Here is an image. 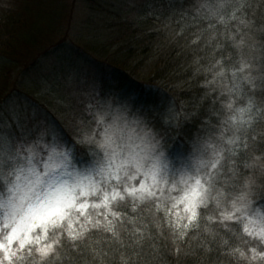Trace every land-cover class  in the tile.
Here are the masks:
<instances>
[{"label": "clouds", "instance_id": "1", "mask_svg": "<svg viewBox=\"0 0 264 264\" xmlns=\"http://www.w3.org/2000/svg\"><path fill=\"white\" fill-rule=\"evenodd\" d=\"M249 5L193 0L177 21L173 42L183 36L203 53L191 62L193 78L204 77L202 100L215 94L191 137L184 129L197 112L135 95L129 102L115 83L112 94L88 100L71 134L54 122L23 136L0 130V264H74L70 251L88 248L94 234L121 249L160 238L173 256L218 249L224 264H264V151L241 159L264 122V98L255 95L264 74L254 75L253 63L264 48L245 31L255 23ZM133 260L121 252L117 264Z\"/></svg>", "mask_w": 264, "mask_h": 264}, {"label": "trees", "instance_id": "2", "mask_svg": "<svg viewBox=\"0 0 264 264\" xmlns=\"http://www.w3.org/2000/svg\"><path fill=\"white\" fill-rule=\"evenodd\" d=\"M39 1L41 3L44 0ZM45 1H47L46 8L51 3L58 5L54 0ZM35 3L34 0L8 2L7 6H14L16 11L8 7H0V104L11 97L8 94L5 95L7 88L5 82L14 70L13 63L19 62V65L24 67L23 71L26 72L34 68L38 59L42 57L41 50L36 51L35 44L32 43L36 40L31 34L30 15L35 13L33 8ZM54 4L44 13L51 12ZM112 7L110 4L108 7H102L105 10L104 27L99 26L96 29H99L100 33L97 31L91 33L90 44L84 47V52L100 69L105 67L115 71L116 83L125 96L136 92L141 104L165 109L169 102L165 99L163 94L165 93L172 98L174 109L178 110V113L197 112L198 115L192 119L191 126L184 129V135L191 137L195 127L209 116L215 94L213 97H204L202 100L206 90L198 85L204 77L193 78V67L191 66L193 56L203 55V53L194 52L188 48V41L183 36L177 38L175 42L172 40L175 31L181 27L177 21L183 18L184 13L164 12L161 14L157 11L158 14H155V11L145 10L144 15L140 16L139 14L133 15L135 9H128L125 12L122 10L121 13ZM246 11L248 18L255 22L254 33L264 44V31L260 30L264 26V0H250ZM169 18H171L172 27L166 28L164 25ZM200 26H203L202 23L190 26L185 36ZM227 50L234 54V50L230 47ZM4 61L12 64L4 65ZM28 78L26 77L27 82ZM37 85L39 84L35 82L29 83L28 87L33 93L26 91L22 93L32 100H37L48 111L51 121L53 120L66 133L71 134L72 121L76 115L81 113L75 111L74 105L71 107L69 99L66 102L62 94L53 99L49 97L50 95L38 93L40 85L39 87ZM20 86L23 87L21 84ZM255 95L264 98V91L257 92ZM59 114L64 116L63 120L59 119ZM263 130L264 122H259L249 133L248 139L251 147L248 152L241 153L242 160L249 159V153L252 151H264V142H261L264 137H260L261 133H264ZM255 134L260 137L256 142L251 139ZM181 150V146L177 145L175 151ZM95 240L100 242L95 243ZM128 243L131 244V238ZM152 245H157V248H153ZM121 252L130 258L134 257L133 264H224L226 260V257L220 255L218 249L210 253L196 249L194 254L181 253L173 256L171 245L160 238L150 242L146 241L140 248L126 246L121 249L119 245L109 243L95 234L94 242L88 248L81 249L78 254L70 251V255L75 258L74 264H117ZM189 252L191 253L192 250L190 249Z\"/></svg>", "mask_w": 264, "mask_h": 264}, {"label": "rangeland", "instance_id": "3", "mask_svg": "<svg viewBox=\"0 0 264 264\" xmlns=\"http://www.w3.org/2000/svg\"><path fill=\"white\" fill-rule=\"evenodd\" d=\"M11 1L7 0V3ZM34 1L36 2L33 7L35 13L30 15V24L32 25L31 34L34 35L36 42L32 43L35 44L36 51L41 50L42 57L38 59L34 68H30L26 72L23 71L24 67L20 66L19 62L13 63L14 70L5 82L7 83L5 95L8 94L11 97L0 104V130L8 132L14 137L29 133L42 122L49 124L54 122L51 121L48 111L37 100H32L23 94V91L33 93L28 87L31 82L40 85V87L37 85L40 88L38 93L50 95L49 97L53 99L62 94L66 98V102L69 99L70 106L74 105L75 111L80 113L88 100L96 96L97 93L100 96L112 94L113 84H117L115 71L105 67L100 69L84 52V47L90 44L91 33L96 31L100 33L99 29H96L99 26L104 27L103 14L105 10L102 7H108L110 4L113 9L121 13L122 10L125 12L128 9H135L133 15L139 14L140 16L144 15L145 10L155 11V14H158V11L161 14L164 12L172 14L188 12L191 15L190 6L193 4V0H54L58 5L51 3V5L54 4L51 8L52 11L44 13L51 5L46 8L47 1L41 2L44 5L39 3V0ZM7 7L11 10L15 9L14 6ZM245 31L252 38L250 43L258 41L257 46L264 48V44L254 33L255 29L251 28ZM253 56V63L257 65L254 75L264 74V55L253 53ZM257 56L259 58H255ZM3 63H5L4 65L8 63V66L12 64L9 61ZM26 77H29V83ZM257 83H264V81H257ZM20 84L23 85L22 88ZM56 89L58 90L56 91ZM121 93L124 94L122 91ZM163 94L165 99L169 100L167 107L169 105L173 112L178 113V110L174 109L172 98ZM132 95L138 97L136 92L126 96L129 102H131ZM58 117L60 120L64 119L62 114H59ZM260 137L262 136L260 135Z\"/></svg>", "mask_w": 264, "mask_h": 264}]
</instances>
